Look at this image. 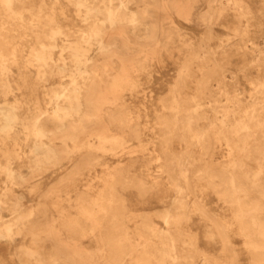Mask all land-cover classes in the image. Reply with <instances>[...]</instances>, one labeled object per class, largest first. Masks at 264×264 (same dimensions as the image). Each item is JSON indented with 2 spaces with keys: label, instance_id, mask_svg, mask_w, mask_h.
<instances>
[{
  "label": "bare ground",
  "instance_id": "obj_1",
  "mask_svg": "<svg viewBox=\"0 0 264 264\" xmlns=\"http://www.w3.org/2000/svg\"><path fill=\"white\" fill-rule=\"evenodd\" d=\"M202 2L208 9L200 14ZM256 13L264 19V0H0V253L22 264H240L232 243L238 238L248 264H264V77L250 79L247 99L242 89L228 90L221 63L236 37V50L244 53ZM164 15L168 23L157 20ZM71 16L75 39L65 30ZM228 16L232 21L223 23ZM174 17L196 18L205 35L186 38ZM215 24L228 31L226 39L213 34ZM124 53L133 58L131 72L116 64ZM106 58L113 69L102 68ZM165 58L176 61L177 74L156 113L143 78ZM96 121L102 133L82 136ZM157 130L167 134L161 166L168 178L177 176L169 186L132 178L139 156L120 159L150 152L149 135ZM175 137L186 153L175 151ZM195 145L199 151L192 155ZM218 146L227 148L225 160L203 159ZM109 147L125 152L115 166L104 161L98 188L89 182L42 187L65 158L95 171ZM27 187L39 199L34 205L24 201ZM210 194L229 216L210 207ZM142 204L168 207L158 216L164 227L137 217ZM193 218L205 240L219 247L216 255L199 247ZM44 222L65 236L70 258L39 243L50 237L38 233L49 230ZM84 240L101 250L90 253Z\"/></svg>",
  "mask_w": 264,
  "mask_h": 264
},
{
  "label": "rangeland",
  "instance_id": "obj_2",
  "mask_svg": "<svg viewBox=\"0 0 264 264\" xmlns=\"http://www.w3.org/2000/svg\"><path fill=\"white\" fill-rule=\"evenodd\" d=\"M255 3H257V2H255V1L251 2V4H252L251 6L254 8V10L257 9L256 7H258ZM172 4H173V2L169 1L168 5H167L168 10H170V11H172V9L174 8ZM199 4H197V6H198L197 10L200 14L205 12L208 9L207 8L208 5L205 2L204 3L202 2ZM72 9L73 8H71L69 6L67 7V10H72ZM256 14L257 15H256L255 20H254V23H256V25H255V27L252 28V32L249 36V41H247L246 45H245L246 50H244V53L238 52L236 50L237 49L236 46L239 45V43H240V38L236 37L234 40V43H233L234 45L232 47H230L232 50L231 49L227 50L226 58H224V57L221 58L222 59L221 60L222 65L224 66V68L227 69V70L226 69L224 70V68H223L224 71L222 70V72H224L225 75L227 76L225 81L228 85V90L231 93L236 92L237 94H239L240 91L244 90L245 91V98H247V99H249V96L251 95L252 90H253V86L249 83L250 79L251 78L253 79L254 77L255 78L256 77H259V78L264 77V19L260 18L258 13H256ZM23 15L26 17L29 16V14H27L26 12H23ZM70 15H72V13H70ZM70 19H71V23H70V25H68V27H65V30L68 33H70L71 35L73 34L71 38L75 39L78 34L74 33L77 28H75L73 25H75L77 23L72 22L75 20L74 16H71ZM173 19H175V21L179 24L182 32L186 35V38H188V39L189 38L200 39L206 33V28H204L205 26H200V24L198 22H196L197 21L196 18H193V21H190V22L183 20V18H179V17H176V18L174 17ZM157 20L161 21L162 23H165V22L168 23L170 19L166 18L164 15L162 18H158ZM228 21H232L231 16H228L226 21H224L223 23H227ZM258 23H262L263 26L260 28L258 26ZM197 24H198V26H197ZM45 29L48 30V27H46ZM212 29H213V34L216 36V38H222V39L227 38L226 33L228 31L222 25L215 24ZM217 43H218L217 40L213 41L212 45L215 46ZM258 48L261 50V52L255 51ZM117 56L119 59H118L116 64L123 66L127 70V72H131L130 68H131V64H132V60H133L132 56L130 54H126V53L118 54ZM176 57H178V55H176ZM107 61H111V59L106 58V59H102L100 61L102 64V68L113 69L114 65L113 64H106ZM153 67L154 68H153L152 76L148 80L146 78L145 79L143 78V82L145 83V87H147V92L151 93L155 98L154 99L155 101H153V103H154L153 105H154V109L156 108V110H157L156 113H157L160 111L161 98L163 99L166 97V95L168 94V87L175 82L176 74H177L176 73L177 72V64H176V61L174 59L171 60L169 58H167V59L165 58L163 64H161V65L155 64ZM214 79H215V77H214ZM213 81H212L213 82L212 83L213 84V90L218 92L217 90L219 89V86H218L217 78ZM35 85L38 88L39 85H41V84L39 82H36ZM104 97H107V95H104ZM1 99L2 98L0 97V104L2 102ZM220 99H222V98H220ZM94 104H95V102L91 103L92 106ZM151 115H152V117L155 115V110L151 111ZM200 125L203 126L204 122L201 121ZM102 131H103V129L100 128V122L96 121V122L91 123L88 127H86L83 130L82 136L86 135V136L91 137V136H95L96 134H101ZM166 137H167V134H164L162 131L157 130L155 135H153V134L149 135V138H153L154 145L151 146L150 152L146 153V155L143 156L142 152L138 151V152L133 153L131 155H124L122 158L120 157V159H124V158L127 159L129 156H132V157L135 156L137 158L139 156L140 159H138L139 161L137 163V166L134 168L132 178H134V179L136 177L143 178L147 182V185H152L155 181H157V182L165 183L164 185L169 186L168 185L169 182L176 181L177 176H173L172 178H168L167 174L165 173V170H163V168L161 166L163 163V155H164V153H163V145H164L163 141L166 139ZM174 139L175 140H174L173 147H174L175 151H177V153L179 155L186 153L187 152V149H185L186 144L180 143L176 139V137ZM110 149L111 148L109 147L107 153H105L103 158L100 159V162L102 165L97 167L95 169V171L94 170L89 171L90 169H92L91 166H86L83 163L78 164L77 160L75 159L76 157H74L70 161L66 158L63 159L61 161L58 169H57L58 172L56 174L50 175L51 172H49L48 173L49 175L48 174L46 175V176H49V178L46 180L47 182H45V184L42 187L47 188L48 185L49 186L53 185L55 187H58L59 190H66V188L70 187L74 183L82 185V184H87L89 182V184L92 187L98 188L100 183H99L96 176L101 175L100 172L103 169L104 161L106 160V162L110 166H115L117 163V158H119V156L125 152V150H119V149L113 152L112 149L111 150ZM198 149L199 148L196 145L191 146L190 147V150H191L190 154H192V155L198 154V151H199ZM3 153H4V149H1L0 150V164H4ZM226 157H228L227 148L225 146H223V147L218 146L214 152L209 153L208 155H204L203 159L207 160L209 163H219V162L225 160ZM211 160H213L214 162H211ZM16 164L17 165H25V164H27V162L20 161V162H16ZM250 164L252 167H256L255 162H250ZM143 172H144V175H140ZM193 172H194L193 177L196 178V176H198L199 173H197L196 170ZM3 179H4V174L0 173V189L2 186H4ZM52 179H54V180H52ZM29 186H30V184H29ZM29 189L30 188L27 187L24 201H25L26 205H34V203L36 204L39 199H37V197H35V195H31L29 193ZM82 189H84V188L82 187ZM19 190H21V189H19ZM128 194L133 199L134 198L137 199V197H138V194L136 193V191H133V190L129 191ZM253 196H255V194H253ZM174 197H175L174 194H172L173 199H174ZM207 200L210 203L211 208L218 209L216 198L212 194H210L207 197ZM140 202H144V201L140 200ZM143 205L144 204L137 207V209H138L137 217L151 218L154 221L156 226L164 227L163 221L158 216L160 214H162L163 212L167 211L168 207L164 208L162 205H159V204H156V205L154 204V205H149V206H147V205L143 206ZM218 207H220L218 209L220 212L226 211V215L229 216L230 212H229L228 208H225L226 210L221 209L222 203H219ZM90 215L88 216L89 218L92 217ZM90 221H92V220H90ZM42 225L44 226V228L47 227V229H49V230L40 231V232H38L39 235L40 234H41V236L49 235L50 237H47L46 240H40L39 243L44 244L45 245L44 248H47V250L62 251L64 253V255H66V258H70V254L68 253V250L66 248H64V246L62 247V245H64L67 242V239L65 238V236L64 235L59 236V233L55 231L54 225L51 222H50V224H45V222H44V223H42ZM191 228H192V233L199 236V239H200L199 247L203 250H209L210 252H213V254L216 255L218 253V252H216V250H218L219 247L210 245L205 240V238L203 237L204 232L202 230V227L198 224V222L195 218H193ZM82 243L84 244L83 247L85 249H88L89 252L92 254H96V252L101 250V246H99L98 244H96L94 242H92L90 244V240H84ZM232 243L234 244V247L237 249V251L239 253L240 264H248L250 257L248 256L246 250L244 249L243 241L241 239H238V238H233ZM27 244L32 246V241L30 239L27 240ZM180 252L183 255L185 254V252L187 253V251L182 250V248H181ZM64 255H62V257H64ZM21 259L26 260L27 257L23 256ZM93 262H94V264H97L95 260ZM0 264H22V263L19 262L15 256L4 255V254L0 253Z\"/></svg>",
  "mask_w": 264,
  "mask_h": 264
}]
</instances>
